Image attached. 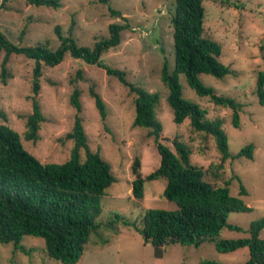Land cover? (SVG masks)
Masks as SVG:
<instances>
[{"label": "rangeland", "instance_id": "1", "mask_svg": "<svg viewBox=\"0 0 264 264\" xmlns=\"http://www.w3.org/2000/svg\"><path fill=\"white\" fill-rule=\"evenodd\" d=\"M174 4L175 0H107L106 3L60 0L61 7L54 10L29 5L27 0H0V32L15 45L42 43L55 50L60 45L54 33L56 26L64 36H71L83 47H92L106 38L110 24L126 26L120 44L104 53L102 62L124 71L126 80L132 84L159 95L155 109L163 127L159 142L173 152L174 139L185 143L191 150V164L205 172L206 181L214 187L228 185L230 195L239 197L250 208L248 212L228 214V224L239 230L224 229L219 235V239L247 238L251 223L264 220V104L259 103L255 93L258 74L264 71V0H202L205 35L221 45L218 61L229 74L221 79L202 74L199 79L216 95L231 97L242 106L238 129L232 126L231 110L197 96L184 77L179 76L182 99L204 110L208 120L223 121L231 154L253 144L251 160L223 161L212 136L195 131L188 119L180 125L173 122L161 71L164 63L169 71L174 68L171 23ZM109 8L118 15L112 16ZM3 56L4 52H0V73ZM33 67V61L22 55L9 57L6 68L10 77L6 83L0 80V112L6 118L0 117V125L16 131L24 150L42 164H61L70 156L73 142L66 135L79 115L89 148L99 151L116 179L101 199L102 211L96 221L99 229L91 234L75 264H199L202 261L242 264L249 259L248 248L219 253L211 242L199 247L170 244L160 248L145 243L136 230L144 211L174 210L176 205L163 197L164 180L146 182L141 200L131 194L134 179L131 166L135 159L140 162L142 177L160 164L150 130L132 125L135 96L104 70L67 53L59 65L43 66L40 89L34 97ZM90 87L105 104L104 120L90 97ZM74 89L80 93L79 114L70 103ZM33 98L44 117L36 142L24 138L26 116L33 112ZM240 184L245 188L244 196L239 195ZM115 215L121 220L116 222ZM260 238H264V228ZM20 244L30 253L15 250L12 244H0V264H62L48 258L40 238L24 236Z\"/></svg>", "mask_w": 264, "mask_h": 264}, {"label": "trees", "instance_id": "2", "mask_svg": "<svg viewBox=\"0 0 264 264\" xmlns=\"http://www.w3.org/2000/svg\"><path fill=\"white\" fill-rule=\"evenodd\" d=\"M27 2L35 7L54 10L61 7L60 0ZM109 10L112 16L118 15L117 11ZM171 23L174 68L169 71L167 63L163 64L161 82L168 90L167 103L173 112V122L180 125L188 119L195 131L212 136L223 161L239 158L251 160L253 144L231 154L228 138L222 128L223 121L218 118L208 120L204 110L181 97L180 75L197 96L207 97L215 106L231 110L232 126L236 129L240 127L239 113L242 106L231 97L216 95L212 88L205 86L199 79L202 74L218 79L229 74L227 68L218 61L222 53L221 45L205 35L202 0H175ZM125 28L117 23L110 24L106 38L96 41L92 47H83L78 46L71 36H64L56 26L54 33L60 45L55 50L42 43L26 47L15 45L0 32V52H4L0 80L6 83L10 77L6 68L9 57L22 55L34 63L32 93L35 97L40 89L39 79L43 66L59 65L67 53L76 60L104 70L107 76L116 78L135 96L132 125L150 130L149 135L153 137L160 156L159 166L146 177H142L140 162L135 159L131 166L134 177L131 194L136 200H141L146 182L164 180L163 197L176 205L174 210L144 211L141 225L136 227L144 242L154 248L170 244L199 247L211 242L219 253L248 248L249 259L242 264H264V238H260L264 220L251 223L247 238L219 239L224 229L239 230L228 224V214L248 212L250 208L239 197L230 195L228 185L214 187L207 182L205 172L191 164V150L185 143L178 138L174 139L175 152L161 144L159 138L163 127L155 113L159 95L132 84L126 80L124 71L110 68L102 62V55L120 44L121 33ZM255 93L259 103L264 104V71L258 74ZM89 94L104 120L106 107L100 95L93 87H90ZM79 95V91L74 89L70 96V103L78 114L82 109ZM32 105L33 112L26 116L27 130L24 138L36 142L44 117L34 98ZM0 117L6 120L2 112ZM66 137L73 142L69 158L61 164H42L24 150L16 131L0 125V244H12L15 250L29 254L30 251L20 244L22 238H40L49 259L62 264H75L91 234L99 229L96 221L102 211L101 199L116 179L111 166L99 151L89 148L79 115L75 116L72 130ZM239 195H246L242 184ZM115 217L116 222L121 220L120 216ZM124 224L130 225L127 222ZM199 264L219 263L202 261Z\"/></svg>", "mask_w": 264, "mask_h": 264}]
</instances>
